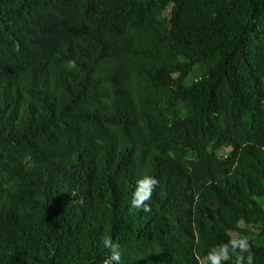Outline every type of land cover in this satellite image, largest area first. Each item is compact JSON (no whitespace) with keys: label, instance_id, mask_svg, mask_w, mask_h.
<instances>
[{"label":"trees","instance_id":"1","mask_svg":"<svg viewBox=\"0 0 264 264\" xmlns=\"http://www.w3.org/2000/svg\"><path fill=\"white\" fill-rule=\"evenodd\" d=\"M105 236L264 264V0H0V264H104Z\"/></svg>","mask_w":264,"mask_h":264},{"label":"clouds","instance_id":"2","mask_svg":"<svg viewBox=\"0 0 264 264\" xmlns=\"http://www.w3.org/2000/svg\"><path fill=\"white\" fill-rule=\"evenodd\" d=\"M71 66V61L68 62ZM158 185V181L154 176L142 174L135 184V189L131 197V207L139 209L144 212L150 211L149 205L146 203L152 198L153 192ZM101 245L108 251V255L104 261V264H123L121 258L120 245L112 238L105 236L101 240ZM231 247L233 249L239 247L244 250V242L242 240H232ZM228 251V246H221L219 249H213L211 253L205 258L210 264H220L221 259L225 258V253ZM247 264H252V257L249 254L246 257ZM239 264V261H238Z\"/></svg>","mask_w":264,"mask_h":264},{"label":"rangeland","instance_id":"3","mask_svg":"<svg viewBox=\"0 0 264 264\" xmlns=\"http://www.w3.org/2000/svg\"><path fill=\"white\" fill-rule=\"evenodd\" d=\"M155 14H159V19H158L159 26H160V28H164L167 24V21H168L169 15H170V7L168 5H163L155 11H149L148 12L149 17H153ZM190 81H191V77L187 78L185 83L187 84ZM227 150H228V148H221V149L217 150V153L219 155H222Z\"/></svg>","mask_w":264,"mask_h":264}]
</instances>
